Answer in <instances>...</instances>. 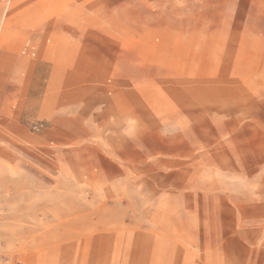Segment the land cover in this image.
I'll return each mask as SVG.
<instances>
[{
    "label": "rangeland",
    "instance_id": "obj_1",
    "mask_svg": "<svg viewBox=\"0 0 264 264\" xmlns=\"http://www.w3.org/2000/svg\"><path fill=\"white\" fill-rule=\"evenodd\" d=\"M0 101V264H264V0H0Z\"/></svg>",
    "mask_w": 264,
    "mask_h": 264
},
{
    "label": "crops",
    "instance_id": "obj_2",
    "mask_svg": "<svg viewBox=\"0 0 264 264\" xmlns=\"http://www.w3.org/2000/svg\"><path fill=\"white\" fill-rule=\"evenodd\" d=\"M36 117L28 119V122L40 118L42 115L39 112H36ZM19 128L21 125L16 124L14 104L11 101H5L4 103L0 101V149H2V143H15L13 137V129Z\"/></svg>",
    "mask_w": 264,
    "mask_h": 264
}]
</instances>
